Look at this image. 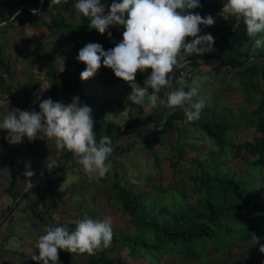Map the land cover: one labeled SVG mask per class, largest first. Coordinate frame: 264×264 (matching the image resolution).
Instances as JSON below:
<instances>
[{"label": "trees", "instance_id": "16d2710c", "mask_svg": "<svg viewBox=\"0 0 264 264\" xmlns=\"http://www.w3.org/2000/svg\"><path fill=\"white\" fill-rule=\"evenodd\" d=\"M76 2L77 0H60L59 4H51L50 0L0 1V26L3 23H11L22 30L45 27L55 36L50 51H43L41 41H30L34 45L33 54L45 62V75L49 81V88L46 94L38 95L36 89L39 83L32 76L27 78L23 86V98L20 102L17 101V105L24 111L39 112V105L43 100L51 99L56 102L60 87L68 91L67 99L71 103L74 93L79 92L83 87L81 73L86 68L76 59L79 51L88 43H98L107 51L122 41V36L117 35L118 33L113 29L107 30L103 35L90 29L88 26L90 20L76 12L74 8ZM113 2L114 0H101V3L105 5V13ZM200 5L192 12L202 17H206L217 8L214 0H200ZM33 9L38 10L39 15H33ZM17 11L20 14L13 19ZM42 13H48L49 17L44 19ZM234 24V18L229 15L219 18V25L213 26L211 33L214 38L212 47L216 49V52L207 51L204 54H193L187 57L189 63L175 69L172 87H175L180 78L191 85L193 76L202 75L201 72H197V69L204 64L219 67L224 81L232 75L241 89L258 93L256 107L252 111L253 123L258 135L251 140L243 143L228 141L227 133L231 125L222 120L211 121L203 118V111L209 113V107H204L200 118L192 122L187 121L185 108L178 107L169 110L165 121V108L159 110L156 107L142 118L134 115L133 112L137 107L141 110L143 107L133 104L127 98L125 99V105L129 107L127 126L121 128L117 124H110L107 128H102L106 124L105 117L111 103L104 101L99 104L97 113L84 91L75 95L79 98L81 105H87L92 109L93 131L96 133L97 143L105 135L111 139L113 150L107 163L112 164V158L118 156V152H130L132 147L141 142L147 147L156 167H160L161 157L158 146L164 144L163 136L174 129L179 134V140L170 151L177 158L173 161L172 156L169 157L173 169L171 180L167 185L154 186L153 192L136 191L124 186L116 170L112 172L110 181L105 175L104 181H108L110 188L109 198L118 210L130 217L132 230L120 236L113 232L110 246L97 251L94 255L70 254L61 250L58 264L61 261L64 263L73 261V264H166L170 260L195 262L203 256L221 252L230 246H226V243L231 239L248 242L254 240L253 236L264 237V191L262 190L264 185V46L254 48V40L264 34L249 37L243 23L233 31ZM120 27L124 31L123 27ZM1 31L3 30L0 29ZM108 32L112 33V37L117 36V38L110 41L106 36ZM191 39L187 38V42H191ZM58 59L62 60L63 65ZM11 61V57L0 45V96L10 93L12 89L11 83H7V78L12 76ZM147 72L150 70L137 74L136 82L142 87L148 77ZM188 75L191 77L188 78ZM69 78H72V82ZM10 80H13L12 77ZM184 90L188 91L189 88L186 87ZM148 91L149 94L152 93L151 89ZM165 92L166 90L162 89L158 95L163 97ZM177 121L187 122L190 126L199 128L218 146L217 155H212L204 161L199 158L190 161L188 181L182 179L184 173L181 171L180 163L185 157L180 136L183 130L182 127H177ZM145 124L149 128L136 133L140 137L139 141L126 146L120 144L114 146L129 129ZM160 126H162L160 129L154 128ZM0 145L8 147L6 138L1 133ZM75 160L73 153L62 151L57 162L65 165L61 164L54 174L48 176L49 181L46 186L64 181L66 174L57 180H51V177L64 171ZM233 165H237V169ZM7 191L16 200L23 193L15 192L13 183L9 185ZM32 192H27L23 200L27 199ZM34 198L28 208L38 220L47 226H64L63 222L56 223L52 219L49 210L53 208L55 201H46V191ZM78 212L81 213L77 215V222H69L66 225L70 232L75 230L76 224L84 220V217L93 220L96 218L90 212L80 210ZM114 252H118V255L113 256ZM76 255L82 258L79 261L73 260Z\"/></svg>", "mask_w": 264, "mask_h": 264}, {"label": "rangeland", "instance_id": "374dc122", "mask_svg": "<svg viewBox=\"0 0 264 264\" xmlns=\"http://www.w3.org/2000/svg\"><path fill=\"white\" fill-rule=\"evenodd\" d=\"M214 1L217 8L207 16L213 17L215 21L213 26H218L219 18L227 15L222 13L223 3H226V0ZM41 15L44 16V19L49 17L48 13H42ZM213 26H201L199 34L211 35ZM0 27L1 30H5L0 32V45L4 48L6 54L11 57V63L13 64L12 76L7 78V83H11L12 89L10 93L7 92L0 96V122H2L5 115L15 110L24 111L17 105V101L20 102L23 98V86L30 76L39 83L36 89L38 95L48 92L49 81L45 75V62L33 54L34 45L30 41L39 40L43 43V51H50L55 36L45 27L22 30L16 24L11 25V23L3 24ZM110 29L116 31L119 36L123 34L120 26H110L108 30ZM109 33L111 32H108L106 36L110 41L117 38V36L112 37V33L109 36ZM209 52H216V49L212 47ZM58 60L62 64V60ZM62 65L61 70H63ZM219 70V67L206 64L197 69V72H201L202 75L192 77L191 85L193 81L198 84V95L193 100L200 98L205 100L204 107H209L210 111L209 113L203 111L205 120H222L231 125V129L227 133L228 141L243 143L251 140L258 135L252 114L256 107L258 93L246 92L241 89L232 75H229L228 80L224 81L223 74ZM185 73H187L186 70ZM150 74L151 72H147V76ZM11 77L13 80H10ZM187 77L190 78L191 76L188 75ZM69 80L72 82V78H69ZM179 81L174 88L181 86ZM136 83L140 85V83ZM81 91L85 92V96L90 99L94 105V111L97 113L99 104L104 101L111 103L105 117L106 124L102 128H107L110 124H117L121 128L127 126L129 107L125 105V99L128 98L132 90L127 83L117 79L110 69L102 65L94 77L83 81V87L79 92L74 93L73 99ZM68 96V91L60 87L56 102L63 103L66 106L70 103L67 99ZM142 107V110L137 107L133 112L134 115L143 118V116L154 110V108L148 107L147 102ZM157 107L162 110L161 107ZM186 107L188 105L182 106V108ZM176 125L179 128L182 127L183 130L180 139L185 159L180 164L181 171L184 173L182 179L188 181L191 168L190 161L195 158L204 161L212 155H217L218 146L199 128L180 121H177ZM147 128L149 126L145 124L129 129L117 145L126 146L139 141L140 137L136 133ZM0 133L8 143V147L0 145V264H38V262L32 260L33 254H39L35 244L38 237L43 235L45 229L49 226L38 220L32 214L28 205L35 199L36 195L45 191L47 192L46 201H55V205L49 210L52 219L56 223L63 222L64 227L69 222H77V215L80 210L94 214L96 217L94 220H103L105 217L110 216L112 230L118 236L130 232L132 230L130 217L118 210L115 203L109 198L110 188L107 182L112 179V172L114 170L119 172L120 181L124 186L136 191L150 190L153 192L154 186L158 184L167 185L171 180L173 169L169 157L171 155L173 161L177 158L170 151L179 140V134L174 129L163 136L164 144L158 146L161 157L160 167H156L147 147L140 142L132 147L130 152H118V156L112 158L110 171L106 174L108 181H104L105 177H90L87 175L75 156L74 163L67 166L61 174L51 177V180H57L66 174V179L46 186L47 181H49L48 176L54 174L56 169L61 167V164L62 166L65 165L62 162L61 164L57 162L62 151L56 149L53 141L47 142L46 140L36 139L30 142L25 137L21 143L13 144L9 140L10 134L7 130L0 129ZM49 162L50 169L48 167ZM74 165H76L75 168H73ZM228 165L231 164L228 163ZM236 166L233 165L235 169H237ZM26 171H31L33 175L30 178L26 177ZM33 178H37L39 183L30 189L33 192L27 199L23 200L21 198L15 205L17 200L7 191L9 185L14 184L15 192H24L29 181ZM262 190L264 191V185ZM85 219L87 218L84 217ZM258 239L259 243L256 244L254 240L242 242L238 239H231L226 243V246H230L219 253L203 256L195 262L170 260L166 264H264V254L259 250L264 245V237L261 236ZM115 255H118V252H114L113 256ZM73 258V260L79 261L82 256L76 255ZM72 262L64 263L61 261L60 264H73Z\"/></svg>", "mask_w": 264, "mask_h": 264}, {"label": "clouds", "instance_id": "9594fccd", "mask_svg": "<svg viewBox=\"0 0 264 264\" xmlns=\"http://www.w3.org/2000/svg\"><path fill=\"white\" fill-rule=\"evenodd\" d=\"M52 2L59 4L60 0ZM200 6V0H114L105 14L101 0H77L74 8L90 20V29L101 35L110 26L124 29L122 41L112 49L105 51L98 43H88L79 51L76 59L86 66L81 80L94 77L103 65L130 86L132 91L127 100L133 104L143 106L147 101L149 108L159 106L168 110L188 105L185 108L187 121L198 120L205 100H193L198 95L197 82L188 85L181 79V86L173 88L170 74L189 63L187 57L212 49L214 38L199 32L201 25L210 27L215 21L211 16L193 14L192 10ZM222 13L234 18L233 31L243 23L249 37L264 34V0H226ZM19 14L17 11L12 18ZM32 14L39 15V12L33 9ZM187 38H192L191 42H187ZM262 46L264 35L254 40V48ZM147 70L151 74L141 87L136 83L137 74ZM186 87L188 91L184 90ZM162 89L166 90L163 97L158 95ZM39 107V112L15 110L4 116L0 129L9 132L10 142L18 144L25 137L30 142L53 141L58 151L73 153L87 175L105 177L111 168L106 161L113 150L112 142L105 135L97 143L92 109L81 105L78 97L66 106L51 99L43 100ZM48 167L51 168L50 162ZM32 175L31 171L25 172L26 177ZM112 239L110 216L103 220L79 221L71 232L64 226H49L38 237L35 247L39 254H33L32 260L38 264H58L61 250L94 255L109 247ZM253 239L255 244L259 243L257 237ZM259 250L264 254V245Z\"/></svg>", "mask_w": 264, "mask_h": 264}, {"label": "water", "instance_id": "95a60500", "mask_svg": "<svg viewBox=\"0 0 264 264\" xmlns=\"http://www.w3.org/2000/svg\"><path fill=\"white\" fill-rule=\"evenodd\" d=\"M175 72H176V70H174V73H172L171 76H170L171 81H172V78H173ZM168 115H169V110L166 109V110H165V121L167 120ZM161 127H162V126H160V127H154V128L160 129ZM119 141H120V139L114 144V146H116V145L119 143ZM62 172H63V171H62ZM62 172H61V173H62ZM61 173H59V174H61ZM38 183H39V182L37 181V178H33V179H31V180L29 181V183H28V187H27V189H26V190L20 195V197L17 199L15 205L19 202V200H20L21 198L24 197V195H25L27 192L30 191V189H32V188H33L36 184H38ZM29 184H30L31 186H29Z\"/></svg>", "mask_w": 264, "mask_h": 264}, {"label": "built area", "instance_id": "2783aa9c", "mask_svg": "<svg viewBox=\"0 0 264 264\" xmlns=\"http://www.w3.org/2000/svg\"><path fill=\"white\" fill-rule=\"evenodd\" d=\"M3 24H5V23H3Z\"/></svg>", "mask_w": 264, "mask_h": 264}]
</instances>
